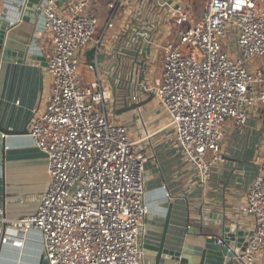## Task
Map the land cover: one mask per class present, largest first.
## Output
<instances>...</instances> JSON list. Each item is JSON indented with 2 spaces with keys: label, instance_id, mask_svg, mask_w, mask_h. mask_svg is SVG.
Here are the masks:
<instances>
[{
  "label": "built area",
  "instance_id": "2783aa9c",
  "mask_svg": "<svg viewBox=\"0 0 264 264\" xmlns=\"http://www.w3.org/2000/svg\"><path fill=\"white\" fill-rule=\"evenodd\" d=\"M122 2L113 0L109 9ZM84 7V0H70L68 15H61L54 1L46 0L39 8L53 37L47 61L51 91L43 112L30 120L28 134L47 157L50 180L35 212L6 220L0 209V243L22 250L27 235L36 231L46 264H142L147 158L126 126L108 121L111 91L96 62L86 67L88 83L79 76L80 54L98 24ZM170 17L178 27L177 41L163 47L162 79L154 96L184 158L206 183L223 161V123L232 119L244 126L249 111L264 106V73L248 69L264 59V5L205 0L195 22L180 6ZM242 211L253 218L254 228L237 258L253 264L264 249V143Z\"/></svg>",
  "mask_w": 264,
  "mask_h": 264
},
{
  "label": "crops",
  "instance_id": "0c3cea01",
  "mask_svg": "<svg viewBox=\"0 0 264 264\" xmlns=\"http://www.w3.org/2000/svg\"><path fill=\"white\" fill-rule=\"evenodd\" d=\"M84 1L83 13L98 20L93 38L80 54L79 76L84 84L92 78L87 65L96 62L104 87L111 91L109 65L117 57L123 61L120 53H112L113 50L139 31H146L145 38H151L147 70L140 86L143 92L134 91L129 99L144 105L122 115L113 111L111 103L106 109L108 121L126 126L129 139L139 141L134 143L147 156V214L140 237L142 264H225V246L215 236L218 228L201 226L197 212L202 205L203 211L226 212L240 231L252 232L254 220L242 210L259 170L264 106L251 109L244 126L236 125L232 119L223 123V161L214 165L210 179L202 183L197 170L174 141V134L167 127V115L154 96L162 79L163 47L177 41L178 27L170 11L182 7L181 0H124L113 11L109 9L113 0ZM256 1L264 5V0ZM45 2L0 0V22L8 24L4 47L14 52L10 62L0 61V209L6 220L35 212L50 180L47 157L28 134L30 120L43 112L51 91L47 61L54 49L53 37L45 29L39 9ZM69 5L70 0H59L55 6L57 13L68 15ZM109 21L112 28L107 27ZM111 54L115 58L110 61ZM248 69L264 73V59L251 62ZM120 72L121 67H116L117 77H121ZM113 85L119 96L118 80H113ZM41 254L36 231L27 235L22 250L0 243V264H43ZM253 264H264V249Z\"/></svg>",
  "mask_w": 264,
  "mask_h": 264
},
{
  "label": "water",
  "instance_id": "95a60500",
  "mask_svg": "<svg viewBox=\"0 0 264 264\" xmlns=\"http://www.w3.org/2000/svg\"><path fill=\"white\" fill-rule=\"evenodd\" d=\"M55 6L59 4V0H53ZM8 29V24L0 22V61L1 62H10V59L14 56V52L4 47L5 33ZM146 31L137 32L135 37L126 40L121 43L112 53L119 52L123 57H117L115 62H111L109 65V87L112 92V101L111 106L113 111L117 115H122L128 112H132L141 108L144 103H131L129 101L132 93L137 91L139 93L143 92V89H140L142 82L144 81L145 71L147 70L146 62L151 50V38H145ZM115 58L114 54H111L108 60ZM116 67L119 69L121 67V77L116 75ZM113 69V70H112ZM118 80L121 94L118 96L116 94L117 87L113 85V80ZM121 84V85H120ZM153 99V95H151ZM119 106V107H117ZM169 211L171 205L168 206ZM204 205L198 210L197 214L201 218V226L211 228L212 226L217 227V233L215 236L220 238L224 249V256L226 258L225 264H243L238 260V254L243 252L247 242L245 241L246 237H249L252 232L240 231L239 225L232 223L230 217L227 213H217L203 211ZM214 236V235H212ZM172 255V254H171ZM42 264V262L40 263Z\"/></svg>",
  "mask_w": 264,
  "mask_h": 264
},
{
  "label": "rangeland",
  "instance_id": "374dc122",
  "mask_svg": "<svg viewBox=\"0 0 264 264\" xmlns=\"http://www.w3.org/2000/svg\"><path fill=\"white\" fill-rule=\"evenodd\" d=\"M205 0H181V3L183 4V8L188 10L191 13V19L192 21H196L201 13V8L203 7V3ZM235 40L229 41L227 43V46L230 48L234 46ZM129 126V125H128ZM170 133H173V128L171 127L169 129ZM138 138V136H137ZM133 142H139V141H133ZM143 153V152H142ZM144 154V153H143ZM144 156L147 158V156L144 154ZM43 264H46L45 262Z\"/></svg>",
  "mask_w": 264,
  "mask_h": 264
}]
</instances>
